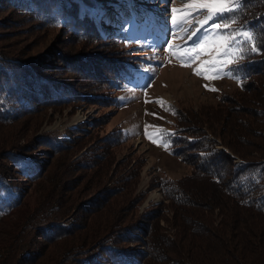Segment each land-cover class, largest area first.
I'll return each mask as SVG.
<instances>
[{
  "label": "trees",
  "instance_id": "obj_1",
  "mask_svg": "<svg viewBox=\"0 0 264 264\" xmlns=\"http://www.w3.org/2000/svg\"><path fill=\"white\" fill-rule=\"evenodd\" d=\"M81 4L94 8L93 0H0V264H264V0H238L217 16L251 35L232 66L238 91L198 116L174 109L165 137L192 171L161 178L164 201L142 212L128 182L134 168L106 178L86 208V200L66 193L67 167L95 168L98 176L112 162L111 149L124 142L121 130L84 150L91 141L84 134L100 128L99 119L69 129L68 138L45 133L15 144L24 127L38 130L50 107L113 105L114 92L133 75L130 49L115 35H102ZM17 23L55 31V39L32 54L16 51L8 40ZM218 141L230 153L215 148ZM75 153L76 163L70 161ZM53 156L64 170L50 179ZM31 185L50 196L42 207L24 198ZM107 200L114 207L104 218L94 208ZM46 244L55 245L52 253Z\"/></svg>",
  "mask_w": 264,
  "mask_h": 264
},
{
  "label": "rangeland",
  "instance_id": "obj_2",
  "mask_svg": "<svg viewBox=\"0 0 264 264\" xmlns=\"http://www.w3.org/2000/svg\"><path fill=\"white\" fill-rule=\"evenodd\" d=\"M93 1L94 8L81 4L82 11H87L94 17L102 35H115L122 47L130 49L129 55L131 59H135L133 75L114 92L113 105L104 107L97 104H80L76 107L73 105H66L63 108L50 107L43 111V117L37 121V125L35 124L38 130L32 134L34 124L24 127L20 134H17L18 142L16 140L15 144L27 142L33 135L35 137L45 133H54L58 139L68 138L69 129L84 127L92 119H99L95 123H102L100 128L87 126L92 128L84 136L88 137L91 134L92 137H89L91 141L83 148L84 150L102 140L109 131L121 130L124 142L111 149V164L102 170L98 169L100 174L96 177L93 176L95 168L84 171L81 168L67 167L66 170H69L67 176L70 177V181L67 182L71 184V189L65 191L71 198L78 197V201L86 200V204L83 205L86 208L94 194L92 192L101 189L106 178L114 174L123 177L125 171H132L134 168L137 175L132 174L128 182L132 184L134 196H140V199L137 198L139 199L137 209L142 212L164 201L159 189L161 178L177 180L192 171L190 164L169 150L165 137V132L171 130L176 120L174 109L187 112L185 115L190 117L192 115L190 113L195 112L196 115L203 113V109L208 106L219 107L220 98L224 93L238 91L240 79L232 73V66L238 59L240 44L248 41L242 33L248 31L239 28L233 31L230 26L227 30H221L222 35H236L230 46L238 55L221 57L232 60V63L219 66L205 64L207 72L198 76L196 70L204 61L211 60L212 56L203 52L191 53L189 50L204 42L206 37L209 40L215 39L216 34L211 25L223 24L217 17L221 13L208 19L207 9L193 10L187 7L200 0ZM225 3L230 10L237 6L238 0H225ZM172 9L177 10L175 21L172 19ZM2 15L4 14L0 13V17ZM29 26L30 24L17 23L12 27L14 28L11 30L12 36L8 41L16 51L32 54L53 43L55 31L47 33L35 29L27 30ZM249 96L250 94L245 95L246 98ZM17 128L18 126H15L13 129ZM215 148L230 153L219 141ZM77 154L70 158L71 162L74 160L75 163L78 162ZM40 156L43 157V154ZM54 159L57 158L53 156L46 167L47 177L50 179L57 175V172L64 170L56 166ZM105 171L107 173L103 177L102 173ZM42 196V192L31 185L24 198L36 209L42 207L50 198ZM113 207L112 201L107 200L99 208L96 205L94 211L97 209L99 213L103 212L105 218L112 214ZM107 209L110 210L109 213ZM91 217L93 213H89L88 219ZM159 223L168 233H173L174 229L169 223L164 220ZM53 248L55 245L48 246L45 252L52 253Z\"/></svg>",
  "mask_w": 264,
  "mask_h": 264
},
{
  "label": "snow or ice",
  "instance_id": "obj_3",
  "mask_svg": "<svg viewBox=\"0 0 264 264\" xmlns=\"http://www.w3.org/2000/svg\"><path fill=\"white\" fill-rule=\"evenodd\" d=\"M188 8L193 10L199 9H207L208 10V19H211L212 16L217 13H224L228 11V7L226 6L225 0H200V2L195 4L187 5ZM176 9H172L173 21L176 20ZM229 28V24L224 23H215L211 25V29L216 34L214 40H209L207 37L204 42H201L196 45V47L190 49L191 53L203 52L212 56L211 60L204 61L200 68L196 70V74L202 75L207 72V69L204 67L205 64L219 66L225 63H232V60L222 59L221 57H235L238 55V52L234 50L230 45L233 40L236 39V35H222L220 34L221 30H227ZM199 29H197L198 31ZM195 35V32H193ZM245 39L251 40V35L248 32L242 33ZM252 52H257V48L255 45L252 46ZM205 78L208 77L205 75Z\"/></svg>",
  "mask_w": 264,
  "mask_h": 264
}]
</instances>
